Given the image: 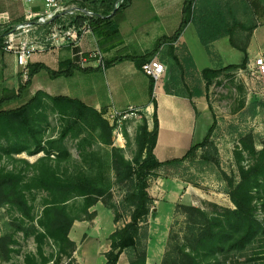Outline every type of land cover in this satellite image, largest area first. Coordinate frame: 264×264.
Returning <instances> with one entry per match:
<instances>
[{"label": "trees", "instance_id": "16d2710c", "mask_svg": "<svg viewBox=\"0 0 264 264\" xmlns=\"http://www.w3.org/2000/svg\"><path fill=\"white\" fill-rule=\"evenodd\" d=\"M133 1L78 0L77 3L82 8L94 13L89 25L98 39L102 53H108L124 45L120 25L125 20L126 11L132 6ZM229 12L231 21L218 0H186L182 23L172 37L159 39L154 50L144 57L122 56L125 52L122 50L119 57L107 62V69L129 60L141 70L145 63L157 57L166 44L171 45L176 65L182 67L173 45L179 41L190 24L197 27L200 40L206 47L225 37L230 38L233 47H237L234 45L236 30L254 31L256 26L248 27L241 23L235 17L232 8H229ZM75 22L80 25L83 19L77 18ZM0 48L3 49L2 38ZM237 49L244 54L240 64L219 69L207 68L202 71L207 89L223 73L247 68L249 63L247 50ZM189 60L194 66L191 56ZM73 69L84 73L89 71L80 67ZM42 71H46L54 79L72 76L70 71L55 72L42 64H36L29 67L28 80L19 91L5 90L0 99V163L5 157L14 158L24 153L30 156L45 153V157L34 165L23 161L33 169L32 175L0 167V207L8 206L28 219L31 228L26 230L25 236L27 239L33 237L38 254L42 260L44 259L39 263L30 255L26 259V264H47L44 258L45 246L51 242L58 246L59 255L72 260L76 251V244L70 239L74 223L82 217L92 219L90 209L107 193L99 184V179H103L101 174L95 178L82 169L78 170L77 167L63 176L52 165V155L56 154L61 160L70 162V153L63 142L71 134L78 137L75 134L76 126L89 118L98 122L108 138H111L114 130L104 117L107 109L97 111L79 99L52 97L42 91L37 92L31 100L20 107L6 109L7 106L23 100L32 86L34 77ZM155 87L156 81L150 78L149 99L155 108L154 129L149 130L148 121L145 119L138 157L132 163L122 159L131 180V188L123 200L125 209L130 211V222L111 237V250L105 254L106 264H119L122 255L127 251L135 257L130 264H147L149 218L155 215L153 212L155 200L149 192V181L156 176L157 171L164 166L186 161L200 149L206 150L204 160L207 162L212 161L208 149L217 153L212 142L216 127L214 123L204 141L193 146L183 158L166 163L158 161L154 153L160 129ZM189 99L197 112L193 98ZM50 111L68 118L72 124L66 128L61 140H50L45 143L43 126L49 124ZM248 139L242 141V150L236 155L239 179H230L228 182L230 188L228 195L234 208H224L211 203L209 206L212 207V211L207 212L200 207L179 205L178 208L186 216L185 236L177 241V246L170 243L163 264H264V223L258 218L259 210H264V149L257 150L252 140ZM105 141L106 145H112L110 140ZM80 148L82 149V146ZM245 161H249V164L245 165ZM99 166L101 167L100 162ZM35 192L47 194L37 225L36 217L33 215L34 205L29 199ZM80 199L81 203L78 201ZM79 204L81 208L78 209ZM177 238L179 239V236ZM15 243L12 237L0 236V254H5L9 259L14 251L10 246Z\"/></svg>", "mask_w": 264, "mask_h": 264}, {"label": "rangeland", "instance_id": "374dc122", "mask_svg": "<svg viewBox=\"0 0 264 264\" xmlns=\"http://www.w3.org/2000/svg\"><path fill=\"white\" fill-rule=\"evenodd\" d=\"M218 1L230 21L232 19L229 8H232L235 17L241 23L248 27L256 26L254 31L237 29L234 36V45L247 50L249 63L246 69L223 73L207 89V82L202 75L203 70L240 64L244 54L238 49L204 46L195 25L187 31L186 46L180 49L182 67L176 65L171 51H166L159 57L158 60L166 66L167 73L170 74L172 88L189 97L196 95L195 100L200 106L207 107L206 115H199L194 144L202 143L216 123L212 142L217 153L208 149L212 161L207 162L204 160L206 150L200 149L186 161L158 170L156 176L150 179L149 192L152 190L151 192L155 194L153 197L155 215L149 218L147 264L150 249H152V257L149 264H163L170 243L177 246V241L185 236L186 216L178 208L179 204L170 206L164 201L160 193L163 191L157 183L160 177L181 179L195 188L202 189L204 200L192 206L200 207L207 212L212 211V207L209 206L211 203L224 208H234L228 195L230 190L228 182L230 179H239L236 155L242 150V141L250 138L257 150L264 149V84L254 76L250 68L256 59L264 58V0ZM190 56L195 63L194 66L190 64ZM95 77L102 80L101 96L113 107H120L117 110L107 109L104 116L114 127L111 138L106 137L95 119L89 118L76 126L75 134L78 137L71 134L63 142L70 153V162L61 160L56 154L52 155L51 162L63 176L77 167L78 170L82 169L95 178L101 174L103 179H99V184L107 193L90 209V213L93 214L92 219L82 217L74 223L70 232L73 238L70 239L76 244L72 260L67 256L59 255L58 246L51 242L50 245L45 246L44 258L47 264H101L105 259L103 256L111 250V237L130 222V211L125 209L123 200L131 188V180L128 178L122 159L132 163L139 155L142 128L145 119L148 121L147 108L142 106L143 108H134L132 111L121 108L125 106L118 102L114 86L107 83L104 72H100ZM149 85L150 79H148ZM139 97L136 102L146 103L149 101V92H144ZM26 102L28 101L13 103L6 109L20 107ZM154 114L155 108L152 106L153 124ZM71 124L68 118L50 111L49 124L43 126L44 142L61 140L64 131ZM105 140H110L112 145H106ZM43 157L45 153L34 156L24 153L14 158L5 157L0 167L32 175L33 169L23 161L34 165ZM244 164H249V161H245ZM157 192L161 197L156 195ZM45 198L47 194L44 192H35L29 197L34 205L33 215L36 217V225L42 216V204ZM78 201L81 203V199ZM77 207L81 208L80 204ZM157 217L160 218L156 219ZM258 218L264 223V210H259ZM29 228H31L30 222L21 213L8 206L0 207V236L12 237L16 242L10 246L14 251L9 259L5 254H0V264H26V259L30 255L39 263L44 261L38 254V247L33 237L27 239L25 236ZM134 258L127 251L122 255L119 264H130Z\"/></svg>", "mask_w": 264, "mask_h": 264}, {"label": "crops", "instance_id": "0c3cea01", "mask_svg": "<svg viewBox=\"0 0 264 264\" xmlns=\"http://www.w3.org/2000/svg\"><path fill=\"white\" fill-rule=\"evenodd\" d=\"M185 1L134 0L132 6L126 11L125 20L120 25L124 45L108 53H103L106 63L119 57L122 50H125L122 56L144 57L154 50L159 39L172 37L182 23ZM0 9L10 14L14 24L24 22L28 18L27 14L30 10L35 13L40 11L39 6H28L21 0H0ZM193 25L190 24L179 41L173 45L174 52L178 57L180 49L186 46V33ZM97 47H99L98 39L89 35L75 47L34 53L29 61L28 70L30 66L42 64L55 72L70 71L72 76L54 79L46 71H42L34 77L32 86L22 101H29L37 92L42 91L52 97L63 96L79 99L97 111L112 110L113 108L117 110L118 107H113L101 96L100 84H102V80L95 76L104 72L107 83L114 86L118 102L120 101L119 103L125 106L121 108L128 111H132L134 108H143L142 106L147 108L149 130L153 131L154 124L151 119L153 105L150 104V99L146 103L136 102L141 94L149 92L148 79L150 78L129 60L118 63L105 71L95 61L81 65V54H88ZM210 47L228 50L239 48L233 47L229 37L213 42ZM166 51H171V45H164L155 59H159ZM74 67L89 71L84 73L73 69ZM28 73L20 65L16 55L0 48V99H2L5 90L19 91L20 87L28 80ZM171 80L170 74L167 73L165 79L156 83L155 87L160 129L154 153L161 163L183 158L196 145L194 138L199 115H206L207 111V107L200 106V103L195 100L197 96L194 95L192 98H194L193 102L197 108L196 112L190 97L180 94L172 88ZM170 167L171 165H167L161 170ZM157 183L161 186L160 190L163 191L160 193H162L164 201L170 206L176 204L192 206L197 205L200 200H204L202 189L195 188L181 179L160 177ZM156 188L159 189V187ZM151 191L150 194L154 197L155 194ZM160 193L157 192L156 195L161 197ZM70 237L73 239L72 236ZM103 257L105 259L101 264H106L107 259L105 255ZM151 257L152 249L149 250L148 264Z\"/></svg>", "mask_w": 264, "mask_h": 264}, {"label": "built area", "instance_id": "2783aa9c", "mask_svg": "<svg viewBox=\"0 0 264 264\" xmlns=\"http://www.w3.org/2000/svg\"><path fill=\"white\" fill-rule=\"evenodd\" d=\"M21 1L28 6H39V13L30 10L24 22L14 24L10 14L0 9V38L3 40V50L16 55L26 73L29 72V61L36 52L75 47L89 35L97 39L89 25L94 13L82 8L78 0ZM77 18H82L83 23L77 24ZM92 61L97 62L102 70H107L104 54L99 47L88 54H81V65ZM250 68L264 84V58L256 59ZM142 72L159 83L165 79L167 68L161 61L154 59L143 65Z\"/></svg>", "mask_w": 264, "mask_h": 264}]
</instances>
